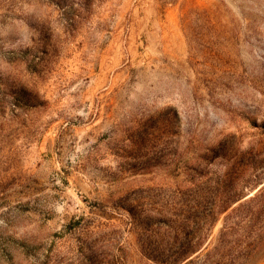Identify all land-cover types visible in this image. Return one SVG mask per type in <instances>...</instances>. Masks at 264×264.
Here are the masks:
<instances>
[{"label":"rangeland","instance_id":"rangeland-1","mask_svg":"<svg viewBox=\"0 0 264 264\" xmlns=\"http://www.w3.org/2000/svg\"><path fill=\"white\" fill-rule=\"evenodd\" d=\"M263 184L264 0H0V264H264Z\"/></svg>","mask_w":264,"mask_h":264},{"label":"trees","instance_id":"trees-1","mask_svg":"<svg viewBox=\"0 0 264 264\" xmlns=\"http://www.w3.org/2000/svg\"><path fill=\"white\" fill-rule=\"evenodd\" d=\"M259 202H263V204H264V184L261 185L260 187H256L254 193L249 195L244 203L238 205L239 207H243L245 205L250 206V207H248L250 209L245 211L244 214H241L239 219L242 220V218L245 216H249V217L254 216V210L256 209L257 205L252 206L253 204H250V203H256L257 204ZM223 229H226V228H223Z\"/></svg>","mask_w":264,"mask_h":264}]
</instances>
